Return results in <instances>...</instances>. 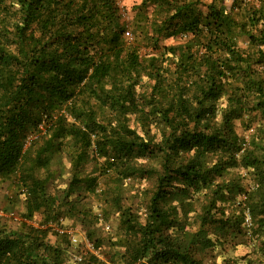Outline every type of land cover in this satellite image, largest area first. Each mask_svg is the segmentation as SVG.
Listing matches in <instances>:
<instances>
[{
	"label": "trees",
	"instance_id": "16d2710c",
	"mask_svg": "<svg viewBox=\"0 0 264 264\" xmlns=\"http://www.w3.org/2000/svg\"><path fill=\"white\" fill-rule=\"evenodd\" d=\"M130 10L122 0H0V181L24 195L17 226L0 215V264H205L216 246L245 243L264 263V0ZM62 152L69 179L49 194L50 159ZM100 175L113 191H97ZM144 178L154 186L140 222L117 190ZM81 190H104L122 230L86 229L91 248L73 251L53 227L80 212Z\"/></svg>",
	"mask_w": 264,
	"mask_h": 264
},
{
	"label": "rangeland",
	"instance_id": "374dc122",
	"mask_svg": "<svg viewBox=\"0 0 264 264\" xmlns=\"http://www.w3.org/2000/svg\"><path fill=\"white\" fill-rule=\"evenodd\" d=\"M140 1L141 0H122V3L127 8L128 14H131L130 8ZM173 41L174 40L172 38H168L165 42L171 43ZM235 128L238 133H244L239 120L235 121ZM50 161L49 170L53 171V175L47 183V192L49 194H57L63 191L66 187V182L69 179V161L65 152L52 156ZM91 167L92 163L89 162L85 165L84 170L89 171ZM153 186V178H144L141 180L125 179L120 185L119 190H117L119 192V196L121 197L120 203L124 206L130 205L132 211L138 214L140 222L144 221L145 207ZM103 188H105L106 191L114 190V181H112V176L100 175L98 177L97 191L99 192V190H102ZM76 194L77 192L75 191L71 197H75ZM79 196L77 205L80 212L77 213V210H75V212H71L73 214L71 217L68 215L60 217L61 225L64 228L71 230L75 236V240L70 239L73 251H76L75 246L78 245L81 248L82 244L83 246L85 245L86 247L91 248V244L88 242L85 234L86 229L90 230L92 235L111 237V239H115L121 235L122 229L120 225L119 212L116 211L117 205L105 198L106 196L104 190L100 194H97V192L89 193L81 190ZM23 199L24 195L19 192V189H16L12 185L11 179L0 181V208L3 207L4 209H8V211H10L2 212L0 210V213H2L0 215L10 219H7V221H9V226H17L19 221L22 219L20 213L24 210ZM41 217V213H35L30 222L38 224ZM246 220H248V218H246ZM56 228L57 227H53V232H57ZM48 239L49 241L54 242L55 236L50 234ZM86 241L88 242V245L85 244ZM106 249L107 247L103 244L102 248L95 252L101 259H105ZM254 251L256 250L253 249V246L247 243L239 244L235 247L227 245L225 248L216 246L212 251L210 250L206 253L204 263L222 264L223 259H226L231 264H234L235 262H237L236 264H246L248 258H250L251 261L248 264H256L254 262V258L257 254L254 253ZM70 255L74 257L75 253L74 255L70 253ZM235 259H237V261ZM262 261H264V258H262ZM262 264L264 263L262 262Z\"/></svg>",
	"mask_w": 264,
	"mask_h": 264
},
{
	"label": "built area",
	"instance_id": "2783aa9c",
	"mask_svg": "<svg viewBox=\"0 0 264 264\" xmlns=\"http://www.w3.org/2000/svg\"><path fill=\"white\" fill-rule=\"evenodd\" d=\"M123 13V15H124V18H127V13H126V11L125 12H122ZM125 34L127 35V36H129L130 35V33H129V31H126L125 32ZM57 229V231L59 232V233H66L68 236H69V238L71 239V240H75V236H74V234H73V232L71 231V230H69V229H66V228H64L63 226L61 227H57L56 228ZM86 245H88V242L86 241V243H85ZM89 248V247H88Z\"/></svg>",
	"mask_w": 264,
	"mask_h": 264
}]
</instances>
